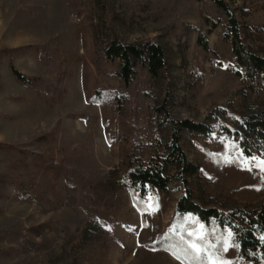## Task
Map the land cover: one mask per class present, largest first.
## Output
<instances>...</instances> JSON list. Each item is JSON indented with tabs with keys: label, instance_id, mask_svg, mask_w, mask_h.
<instances>
[{
	"label": "rangeland",
	"instance_id": "374dc122",
	"mask_svg": "<svg viewBox=\"0 0 264 264\" xmlns=\"http://www.w3.org/2000/svg\"><path fill=\"white\" fill-rule=\"evenodd\" d=\"M222 1L251 27L243 32L245 43L264 57V0ZM204 16L220 22L208 38L209 52L197 45ZM226 27L209 0H0V264H180L145 247L169 225L180 185L148 195L144 215L136 210L122 187L130 125L113 106L87 103L99 82L93 62L96 49L114 39L155 41L165 51L170 82L161 81L157 105L172 119L201 124L225 106L242 118L262 115V83L228 70L234 57ZM11 65L34 79L33 87L19 84ZM144 81L140 73L136 88ZM145 120L142 129L149 131ZM212 126L215 143L182 133L185 154L200 168L189 180L195 203L259 208L264 159L237 163L231 141ZM170 133L158 129L165 143ZM231 257L229 246L210 264H231Z\"/></svg>",
	"mask_w": 264,
	"mask_h": 264
},
{
	"label": "trees",
	"instance_id": "16d2710c",
	"mask_svg": "<svg viewBox=\"0 0 264 264\" xmlns=\"http://www.w3.org/2000/svg\"><path fill=\"white\" fill-rule=\"evenodd\" d=\"M209 1L226 17L224 40L230 43L234 57V63L228 70L238 79L260 81L264 89V57L254 53L244 39V30H251V27L242 25L224 1ZM203 22V28L198 31L197 45L204 52H209L208 38L220 22L207 16ZM96 50L97 58L93 64L99 82L87 103L113 106L115 116L129 122L131 144L122 187L130 194L134 207L142 215L149 212L148 195L166 192L172 182H178L183 192L164 233L145 247L168 254L180 264H210L212 260L222 259L230 246L231 264H264V202L251 211H225L196 204L189 180L197 176L200 168L189 161L181 145L183 132L209 143L217 142L212 126L216 122L222 136L231 141L232 159L247 166L259 156L264 159V114L242 118L225 106L214 109L201 124L191 120L176 121L164 104L157 105L161 81L170 84L169 65L161 45L155 41L128 44L114 39ZM39 54L43 55V51ZM10 70L19 84L33 87L34 79L22 75L13 65ZM140 73H144L145 81L136 88ZM159 115L164 118L161 123L157 119ZM145 118L149 119V131L142 129L147 121ZM229 122L236 127H231ZM160 127L171 129L167 143L158 135ZM252 141L256 145V153ZM67 187L68 190L74 189L70 177L67 178Z\"/></svg>",
	"mask_w": 264,
	"mask_h": 264
},
{
	"label": "snow or ice",
	"instance_id": "6c2138e0",
	"mask_svg": "<svg viewBox=\"0 0 264 264\" xmlns=\"http://www.w3.org/2000/svg\"><path fill=\"white\" fill-rule=\"evenodd\" d=\"M262 163H264V162H262ZM192 247H193V248H195V246H194V245H193ZM196 250L198 251V249H196Z\"/></svg>",
	"mask_w": 264,
	"mask_h": 264
}]
</instances>
